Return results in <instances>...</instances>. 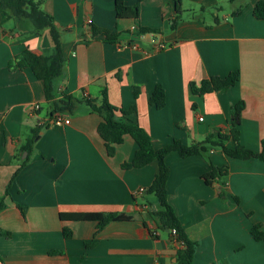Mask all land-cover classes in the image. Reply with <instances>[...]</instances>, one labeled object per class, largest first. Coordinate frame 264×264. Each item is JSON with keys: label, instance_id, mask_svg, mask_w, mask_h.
<instances>
[{"label": "crops", "instance_id": "crops-1", "mask_svg": "<svg viewBox=\"0 0 264 264\" xmlns=\"http://www.w3.org/2000/svg\"><path fill=\"white\" fill-rule=\"evenodd\" d=\"M116 1L42 0L65 59L51 102L31 68L15 67L25 50L53 56L50 32L37 34L29 20L0 13V264H175V235L150 213L158 203L147 190L159 166L123 168L139 149L130 135L109 156L98 132L103 118L87 104L99 106L104 92L118 109L136 106L134 119L155 150L228 133L243 102L240 141L262 151L264 20L254 11L264 0H183L179 18L174 0H122L139 6L137 19H118ZM141 28L152 32L141 35ZM234 72L239 81L227 92L201 97L191 90ZM158 86L166 95L162 109L150 103ZM67 96L76 107L61 112L54 103ZM166 164L168 203L197 243L193 264H264V242L251 233L255 225L264 231V162L211 149L186 158L174 151ZM213 167L227 174L209 185L204 177ZM90 213L121 219L99 230L95 221L61 218Z\"/></svg>", "mask_w": 264, "mask_h": 264}, {"label": "trees", "instance_id": "trees-1", "mask_svg": "<svg viewBox=\"0 0 264 264\" xmlns=\"http://www.w3.org/2000/svg\"><path fill=\"white\" fill-rule=\"evenodd\" d=\"M235 2L236 0H229ZM175 12L177 17L182 13L183 0H174ZM0 13L6 18H15L16 20H29L34 26V31L37 34L48 30L56 47V53L51 57L39 56L25 50L21 56L16 59L15 67L24 69L31 68L36 77L43 81L45 88V95L48 101L54 100V81L63 73L65 59L63 56L61 34L54 25L53 18L42 9V0H0ZM116 13L118 19L125 18H139V6L128 7L122 0L116 1ZM257 19L264 20V2L259 3L254 11ZM179 18V17H178ZM103 33L108 42H115L116 37L107 32L97 31ZM150 29L139 30L141 35L151 33ZM239 81V73H230L225 78L211 77L205 79L200 85L192 84L191 90L193 94L204 96L209 93L227 92L230 88L234 87ZM138 95V91L135 96ZM77 99L73 96H67L60 103H54L58 110L61 112L72 110L76 107ZM151 105L162 109L166 104V95L162 87L158 86L153 92ZM87 104L91 109L98 113L103 121L98 127V132L101 138L105 141L109 156L115 154V146L123 143L124 136L130 135L138 144L134 159L130 163H125L123 168H141L151 163L156 162L159 166L158 174L147 190L149 194L156 197L158 207L151 209L150 213L155 220L157 227L161 230H169L173 232L176 230V242L180 248L175 256V264H193L197 243L192 242L182 226L180 225L173 208L168 203L167 199V181L169 178V168L166 164V158L171 152H178L181 157L186 158L194 155H205L209 150L220 149L231 158L235 159H252L257 158L264 162V139L262 141V151L256 153L247 149L240 141V131L238 129L241 124L242 112L245 108V103H239L235 106L232 114V127L228 133H223L221 130L215 131L208 136L205 141L193 144L184 145L179 141H175L166 147L155 150L152 145V139L149 134L139 126L134 119L137 113L135 105L129 110L118 109L111 105L107 98V93L104 92L102 103L98 106L94 102L88 100ZM233 142V147H229L228 143ZM33 141L31 140L27 145V151L31 152ZM227 174L226 169L215 168L211 173L206 175L205 181L207 184L212 185L216 179H221ZM2 209V203L0 210ZM63 220L74 221H95L98 223V229L104 228L112 221L120 220L117 214H103V213H90V214H62ZM252 236L256 241L264 242V231L261 230L260 225H255L252 228ZM65 238L72 237V233L64 229Z\"/></svg>", "mask_w": 264, "mask_h": 264}, {"label": "built area", "instance_id": "built-area-1", "mask_svg": "<svg viewBox=\"0 0 264 264\" xmlns=\"http://www.w3.org/2000/svg\"><path fill=\"white\" fill-rule=\"evenodd\" d=\"M90 24L92 23L91 21L89 22ZM40 107L37 106L36 109H39ZM200 121H203L204 118L203 117H200L199 118ZM55 123H65V124H69L70 123V120H63L61 117H56L55 119ZM145 192V189H140L139 193L140 194H143ZM173 235H176V230H174L173 232Z\"/></svg>", "mask_w": 264, "mask_h": 264}]
</instances>
